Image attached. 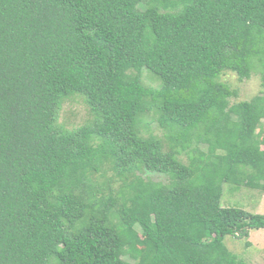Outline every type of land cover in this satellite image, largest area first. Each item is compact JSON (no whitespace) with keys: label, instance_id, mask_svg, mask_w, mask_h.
<instances>
[{"label":"trees","instance_id":"trees-1","mask_svg":"<svg viewBox=\"0 0 264 264\" xmlns=\"http://www.w3.org/2000/svg\"><path fill=\"white\" fill-rule=\"evenodd\" d=\"M257 68L264 0H0V264H248L264 215L221 199L264 192V98L219 78Z\"/></svg>","mask_w":264,"mask_h":264},{"label":"rangeland","instance_id":"rangeland-1","mask_svg":"<svg viewBox=\"0 0 264 264\" xmlns=\"http://www.w3.org/2000/svg\"><path fill=\"white\" fill-rule=\"evenodd\" d=\"M142 80L145 85L154 89L160 87L158 79L154 78L146 69L142 72ZM219 81L236 92V96L229 100L230 105L250 102L258 96L264 98L261 71L258 68L255 69L249 79L240 80L235 73L227 72L219 78ZM93 122L94 117L84 99L74 96L64 102L57 125L64 130H76ZM146 122L150 124V133L165 139V133L159 127L155 115L146 118ZM262 124L264 125V123ZM199 146L200 150H206L205 145L201 144ZM180 160L185 164L189 163L188 158L185 156H181ZM145 176L156 182L167 181V176L164 174L147 172ZM221 205L222 207L239 208L251 213L262 212L259 214H264V211L260 209L261 205L264 206V192L245 187L237 188L226 184L224 185ZM225 244L233 254L245 260L248 264H264V229L251 230L249 237L245 239L228 236L225 238Z\"/></svg>","mask_w":264,"mask_h":264},{"label":"crops","instance_id":"crops-1","mask_svg":"<svg viewBox=\"0 0 264 264\" xmlns=\"http://www.w3.org/2000/svg\"><path fill=\"white\" fill-rule=\"evenodd\" d=\"M263 207H264V206L261 205V208H260L261 211H264V208H263ZM259 213H262V212H258V213H254V214H259ZM261 215H264V214H261Z\"/></svg>","mask_w":264,"mask_h":264}]
</instances>
